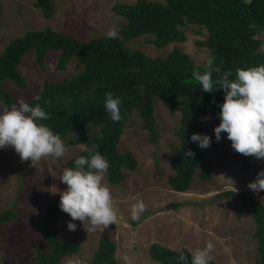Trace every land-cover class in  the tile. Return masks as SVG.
<instances>
[{
  "label": "rangeland",
  "instance_id": "1",
  "mask_svg": "<svg viewBox=\"0 0 264 264\" xmlns=\"http://www.w3.org/2000/svg\"><path fill=\"white\" fill-rule=\"evenodd\" d=\"M137 0H54L56 10L46 18L35 6V0H1L0 55L4 47L16 37L29 30L52 27L68 35L90 40L103 36L112 26L126 22L112 8L116 3H134ZM165 2V0H159ZM186 35L185 41L171 42L158 48L153 34H142L126 42L152 57H165L175 47L189 54L197 65H204L209 49L198 42L207 39L208 31L197 25L186 23L180 27ZM264 52V28L258 29ZM59 52H48L46 67L42 69L30 51L19 67L26 77V86L19 87L12 80H6L4 87L16 97L31 103L40 91L46 78L58 81L81 72L77 58L68 62L65 69H58ZM17 103V102H16ZM155 116L160 129L157 142L150 140V132L143 128V121L134 111L129 117L118 149L131 152L138 165L134 170L125 169V178L118 184L112 183L108 172L104 175L112 194L116 220L106 228L91 226L86 219H77L75 230L70 231L67 223L69 214L59 207L58 235L63 240H72L80 251L65 256L59 264H86L98 247L100 238L105 237L117 244L118 264H161L149 252L152 243L180 250L202 248L211 240L214 249L211 259L217 264H256L258 241L256 225L249 209L242 208V198L237 195L219 197V193L234 190L264 204V190L255 193L248 188V182L255 179L257 172L264 169V159L254 158L251 170L245 173L241 157L231 141L222 132L221 139H215L214 127L220 123L219 116L209 112L204 123V133L211 135L212 143L206 148L213 175L201 180L197 175L184 192L174 190L169 177L174 174L170 157L179 146L177 130L181 122V111H171L159 98H155ZM182 105V103L180 104ZM5 108L0 102V110ZM98 135V128L91 130ZM76 136L72 134L68 138ZM64 142V140H62ZM84 149L82 144L66 146L62 158L42 157L32 162L22 161L11 146L0 148V212L14 210L17 217L4 223L0 229L1 264H33L38 249L48 251V244L37 223L48 211L50 200H60V191L66 188L61 183V171L68 167L67 161ZM52 191H56L53 193ZM143 200L146 205L138 225L132 223V205ZM177 203L175 208L167 204Z\"/></svg>",
  "mask_w": 264,
  "mask_h": 264
},
{
  "label": "trees",
  "instance_id": "2",
  "mask_svg": "<svg viewBox=\"0 0 264 264\" xmlns=\"http://www.w3.org/2000/svg\"><path fill=\"white\" fill-rule=\"evenodd\" d=\"M251 3L252 0H137L134 3H116L113 12L125 17L126 22L118 26L117 38L111 39L105 34L83 40L52 27L29 30L6 44L0 55V102L4 107L16 104V97L3 83L9 79L19 87L26 86V77L19 67L30 51L35 54V61L42 69L46 67L51 50L59 52L58 69H65L69 61L77 58L82 66L80 73L58 81L46 78L30 104L39 103L48 113V119L42 122L58 133L66 146H84L67 161L68 167L74 165L77 156L88 155L86 148L98 145V151L109 163V180L118 184L126 176L125 169L134 170L138 165L131 152H120L118 149L126 123L132 113L138 111L143 128L150 132V140L157 142L161 132L154 102L155 98H159L171 111H181L177 130L179 146L170 157L174 174L169 177V184L174 190L184 192L190 188L195 175L201 180H209L213 175L206 148L198 147L190 137L195 132L204 133L209 112L219 116L224 90L208 93L199 89L192 72L194 67L204 71V65H197L189 54L178 47L165 57H152L127 46L126 42L142 34H153L152 42L161 48L171 42L185 41V32L180 27L186 23L197 24L208 31L207 39L199 41V46L207 47L209 55L215 57L214 66L221 68V73H212L213 80L219 79L228 69L233 71L234 78L237 67L264 64L262 40L257 36L258 29L264 28V0H255L252 7ZM34 4L46 18L52 17L56 10L54 0H35ZM1 16L0 0V20ZM107 92L122 100L118 122L112 121L105 110ZM96 128L100 133L91 134V130ZM72 134L76 136L68 138ZM189 148L195 155L184 159L183 150ZM238 154L245 173H249L255 157ZM218 195H237L242 198V208L251 211L258 241L256 264H264V204L234 190ZM167 206L175 208L178 204L169 203ZM16 217L14 210L0 212V229ZM141 218L132 220V223L138 225ZM58 226L59 200L54 198L48 203L45 218L36 225L49 249L46 253L38 249L33 264H59L65 256L80 251L76 242L59 237ZM116 250L115 241L102 237L86 264H118ZM181 251L190 264L191 255L187 248L174 250L152 243L149 249L151 257L161 264H179ZM209 264L217 263L211 259Z\"/></svg>",
  "mask_w": 264,
  "mask_h": 264
},
{
  "label": "clouds",
  "instance_id": "3",
  "mask_svg": "<svg viewBox=\"0 0 264 264\" xmlns=\"http://www.w3.org/2000/svg\"><path fill=\"white\" fill-rule=\"evenodd\" d=\"M117 36L116 26L109 28L106 33L109 39ZM214 60L215 57L210 54L204 64V71L194 67L192 76L204 92L224 90V100L219 105L220 123L214 127L215 139L219 141L224 132L236 152L264 159V64L237 67L234 78L233 71L228 69L219 79L213 80V72L221 73V68L214 66ZM36 99L39 100V97ZM121 104L120 97L114 96L112 92L106 93L104 107L114 122L121 119ZM47 119L48 113L39 103L33 106L25 99L18 98L16 104L0 110V148L13 147L22 161L30 159L34 162L48 156L62 158L66 145L58 133L42 122ZM190 140L202 149L210 147L212 143L211 135L200 132L193 133ZM86 152L87 156H77L74 165L64 168L59 176L60 182L66 184V188L60 191L59 207L71 217L67 223L70 231L76 229L74 221L77 219L89 221L91 227L87 231H94L99 226L106 228L116 220L111 190L104 183L109 163L98 151V145H91L86 148ZM194 155L190 148L183 150L184 159ZM248 188L255 193L264 190V169H260L255 179L248 182ZM145 208L143 200L133 204L132 220H138ZM213 249L211 240L202 248L194 251L188 249L190 264H209ZM178 262L189 264L183 251L179 254Z\"/></svg>",
  "mask_w": 264,
  "mask_h": 264
},
{
  "label": "water",
  "instance_id": "4",
  "mask_svg": "<svg viewBox=\"0 0 264 264\" xmlns=\"http://www.w3.org/2000/svg\"><path fill=\"white\" fill-rule=\"evenodd\" d=\"M255 0H252V3L254 2ZM252 3H251V7H252Z\"/></svg>",
  "mask_w": 264,
  "mask_h": 264
}]
</instances>
